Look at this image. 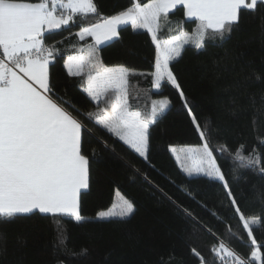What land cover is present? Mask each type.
<instances>
[{
    "label": "trees",
    "instance_id": "16d2710c",
    "mask_svg": "<svg viewBox=\"0 0 264 264\" xmlns=\"http://www.w3.org/2000/svg\"><path fill=\"white\" fill-rule=\"evenodd\" d=\"M93 2L100 15L111 17L137 0ZM96 20L94 14L77 15L67 28L45 34V45L56 50L50 79L57 94L79 110L77 118L92 137L85 148L90 186L81 195V214L86 219L77 223L68 217L33 214L0 222V264H221L216 256L219 243L246 264L259 247L261 259L254 264H264V227L253 226L249 237L222 182L187 176L170 151L171 146L203 143L190 120L186 99L208 136L241 212L264 223V179L256 171L240 167L235 159L242 147L245 154L255 151L264 163V7L254 13L242 9L231 33L224 39L209 35L204 49L184 45L181 57L170 65L184 97L166 82L155 91L147 74L154 71L156 48L146 30L121 26L118 37L99 48L105 66H125L137 73L129 77L131 110L147 114L154 100H169V107L149 129L147 161L86 118L96 111L81 109L86 76L67 72V57L93 45L91 38L82 40L76 32ZM198 23L188 20L178 7L167 19L161 17L157 38L163 41L195 33ZM221 145L228 151H219ZM116 191L134 204V213L124 220L96 219L100 211L112 206ZM253 237L257 245L251 244ZM226 255L221 253V257Z\"/></svg>",
    "mask_w": 264,
    "mask_h": 264
},
{
    "label": "snow or ice",
    "instance_id": "6c2138e0",
    "mask_svg": "<svg viewBox=\"0 0 264 264\" xmlns=\"http://www.w3.org/2000/svg\"><path fill=\"white\" fill-rule=\"evenodd\" d=\"M178 7H182L188 19L199 22L195 34L190 36L185 32L159 40L161 17L167 19ZM262 7L264 0H149L144 4L137 0L119 14L106 17L99 14L93 0H0V222H14L33 214L68 217L77 223L86 219L81 214V195L90 186L89 156L85 148L92 137L77 118L81 115L79 110L57 94L50 79L49 66L56 50L45 45L46 33L67 28L77 15L97 17L95 23L78 33L82 40L85 36L93 37L94 45L89 46L86 55H69L67 72L74 77L86 76L82 90L96 106V111L87 113L86 118L147 161L149 129L169 107V100H154L147 114L131 110L129 77L137 73L125 66H105L98 56L99 45L117 36L120 25L130 23L134 29L146 30L156 48L154 71L147 74L152 77L154 88L159 90L166 82L184 97L170 67L181 57L184 45L192 42L196 49H204V40L209 35L224 39L226 33H231L242 9L254 13ZM184 103L203 143L184 150L191 154V166H186L179 155L177 161L188 176L203 175L222 182L230 204L252 237L253 226L264 227V223L259 217L243 215L208 136L186 99ZM172 151L175 153L176 149ZM219 151L228 150L221 145ZM235 159L240 167L252 169L264 179V163L255 151L245 154L241 147ZM115 197L110 209L97 214L98 220H124L134 213L131 201L119 191ZM56 222L59 224V220ZM251 244L257 245L254 237ZM221 253L227 255L221 257ZM195 255L200 257L198 252ZM216 256L221 264L232 261L246 264L224 243H219ZM260 259L257 247L247 264Z\"/></svg>",
    "mask_w": 264,
    "mask_h": 264
},
{
    "label": "rangeland",
    "instance_id": "374dc122",
    "mask_svg": "<svg viewBox=\"0 0 264 264\" xmlns=\"http://www.w3.org/2000/svg\"><path fill=\"white\" fill-rule=\"evenodd\" d=\"M120 26H124V25H120ZM197 28V27H196ZM136 30H138V29H136ZM190 36L191 35H194L195 33H188ZM85 37H89V38H91L92 39V41H93V45H94V43H95V41H94V38L93 37H91V36H85ZM117 37H118V35H117ZM116 37H114L112 40H114ZM112 40H110V41H112ZM110 41H107L106 43H108V42H110ZM106 43H103V44H101V45H99V48L101 47V46H103V45H105ZM190 44H194V43H192V42H189ZM89 48V47H88ZM88 48H87V50H88ZM87 50H85V51H83V53H80V54H84V55H86L87 54ZM79 54V53H78ZM75 56V55H74ZM100 59V58H99ZM65 66H66V64H65ZM108 67H113V66H108ZM67 68V67H66ZM155 89V88H154ZM160 90V89H159ZM159 90H157V89H155V91H159ZM88 98V97H87ZM89 100H90V98H88ZM160 99H165L164 97H161V98H159L158 100H160ZM167 99V98H166ZM94 103V102H93ZM200 146H202V143H200V144H195V145H181V146H171L170 147V151H171V153H172V155H173V157H174V159H175V161H176V163L178 164V166H179V168L187 175V173L181 168V164H180V162H178L177 161V159H176V157H177V155H179L180 156V158H181V161H183L184 163H185V165L186 166H191V164H192V159H191V154H186V152L184 151L185 149H187V148H190V147H200ZM173 148H175L176 149V152L174 153L173 151H172V149ZM186 155H187V159H186ZM188 176V175H187ZM192 176H203V175H195V174H193ZM120 192V191H119ZM121 193V192H120ZM121 195L122 196H124L122 193H121ZM125 197V196H124ZM126 198V197H125ZM127 199V198H126ZM116 201V197H115V199H114V202ZM113 202V203H114ZM111 208V207H110ZM109 208V209H110ZM108 210V209H107ZM106 211V210H105ZM96 219H97V216H96ZM201 264H203V263H201Z\"/></svg>",
    "mask_w": 264,
    "mask_h": 264
},
{
    "label": "crops",
    "instance_id": "0c3cea01",
    "mask_svg": "<svg viewBox=\"0 0 264 264\" xmlns=\"http://www.w3.org/2000/svg\"><path fill=\"white\" fill-rule=\"evenodd\" d=\"M175 10V9H174ZM173 10V11H174ZM172 11V12H173ZM171 13V12H170ZM186 18H187V16H186ZM188 19V18H187ZM188 20H195V19H188ZM130 24V23H129ZM128 25V24H127ZM131 25V24H130ZM120 27L121 26H119L118 27V29H117V31H118V33H119V29H120ZM56 31V30H55ZM81 31V30H80ZM80 31H78V32H76V35L79 37V35H78V33L80 32ZM115 37H117V36H115ZM81 53V52H80ZM79 53V54H80ZM75 55H78V54H75ZM74 56V55H73ZM66 62H67V59H66ZM66 62H65V64H66ZM50 67V66H49ZM81 109L83 110V111H85V112H89V111H94V110H96V106H95V104L91 101V100H89L88 98H87V95H85V98L83 99V101H82V103H81Z\"/></svg>",
    "mask_w": 264,
    "mask_h": 264
}]
</instances>
